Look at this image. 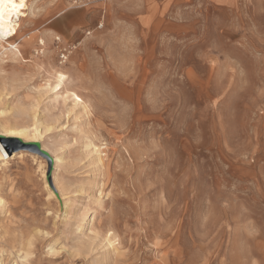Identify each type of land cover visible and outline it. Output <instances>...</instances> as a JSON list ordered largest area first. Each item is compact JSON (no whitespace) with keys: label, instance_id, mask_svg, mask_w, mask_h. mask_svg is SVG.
<instances>
[{"label":"rangeland","instance_id":"rangeland-1","mask_svg":"<svg viewBox=\"0 0 264 264\" xmlns=\"http://www.w3.org/2000/svg\"><path fill=\"white\" fill-rule=\"evenodd\" d=\"M252 1H35L28 30L51 34L91 115L47 92L37 43L0 61V124L43 133L1 140L15 156L0 169V264H264V0Z\"/></svg>","mask_w":264,"mask_h":264},{"label":"bare ground","instance_id":"bare-ground-1","mask_svg":"<svg viewBox=\"0 0 264 264\" xmlns=\"http://www.w3.org/2000/svg\"><path fill=\"white\" fill-rule=\"evenodd\" d=\"M35 1L36 0H0V61L3 60L4 58L9 59L10 61H15L17 59L19 60L20 58L23 59L25 56L32 57L33 56L32 53L39 52L38 50H35V43H37V45L40 48H42V50L40 51L42 55V59L38 60L36 64L43 67L45 69V72L48 73V77H49L45 81V89L47 90V92H50L51 94H53V96H55V101L59 100L58 98H60L63 101V103H66L68 101L70 103L69 104L70 106L68 107V112L70 114H72L71 112H73L74 109L78 108L80 113L77 112V115L81 114L83 118V122H86L89 115H91L90 108H91L92 103H90V101L86 97L79 96L74 89L69 88L68 86L69 77L61 70H58L55 68L54 62H53V55H52L53 52L49 48H46V44H48L50 41L49 37H51V34L42 33V34H38L40 36H36L35 29L28 30V27L31 25L33 21L29 17L31 16L33 17V8L35 7L34 6ZM91 2L93 5L89 10L99 9L101 11L104 1L100 3V1L93 0ZM65 11L66 10L60 12L59 14H63ZM107 14L108 13L106 11L103 12L101 18L105 20L107 18L106 17ZM114 24L116 23L114 22ZM123 27L126 28V26H123ZM136 28H138V26ZM132 29H135V27L132 26ZM75 48L76 46L75 47L72 46V49H75ZM82 127H84V123ZM77 129L78 128H75L76 131H78ZM42 135H43L42 130L40 131L37 126H34L32 129H30L27 127H8L5 124L1 123L0 124V169L2 170V168L4 167L7 168L6 165L9 164L8 162L11 156H15L13 152L12 154H8L7 149L9 147V144L4 143L1 140L21 139L24 142H37L38 140L42 139ZM89 145L92 146V144H89ZM41 151L44 152L43 149ZM89 156H91V165L94 167L96 173H98L104 167L103 160H102L99 149L96 147H93L92 150L90 151ZM19 157H21V154L19 155ZM59 160H60L59 158H56L55 162H58ZM97 187H99V185ZM1 202H2V199L0 198V204ZM93 217H94L93 214L86 216L83 220L84 224L82 225V227L86 225H90L91 221L93 220L91 218ZM109 239H107L108 246L112 245ZM25 257L26 256L23 255L22 259H24ZM18 258L20 257L18 256Z\"/></svg>","mask_w":264,"mask_h":264},{"label":"crops","instance_id":"crops-1","mask_svg":"<svg viewBox=\"0 0 264 264\" xmlns=\"http://www.w3.org/2000/svg\"><path fill=\"white\" fill-rule=\"evenodd\" d=\"M261 1H263V0H253L252 2H253V4H254V10L255 11H257V7H258V5H260L261 4ZM242 2H244L245 4L246 3H248L249 2V4L251 3V0H242ZM91 10H93V9H91ZM168 12H169V8H163L162 9V11H161V17H162V19L163 18H165L167 15H170L169 17H172L173 18V20H169V22H168V24H171V23H176V18H178L179 17V14H178V12H177V10L176 11H173L171 14H168ZM162 21V20H161ZM163 22H164V20H163ZM164 26V25H163ZM56 39H59L60 40V38L59 37H57Z\"/></svg>","mask_w":264,"mask_h":264},{"label":"built area","instance_id":"built-area-1","mask_svg":"<svg viewBox=\"0 0 264 264\" xmlns=\"http://www.w3.org/2000/svg\"><path fill=\"white\" fill-rule=\"evenodd\" d=\"M90 1H93V0H74V4L77 6H87V4L90 2ZM94 1H108V0H94ZM59 39H56V45H59ZM70 50H73L72 49V46L71 47H68V48H62L59 52V58L61 59L62 63H64L67 58H68V55L70 54Z\"/></svg>","mask_w":264,"mask_h":264}]
</instances>
